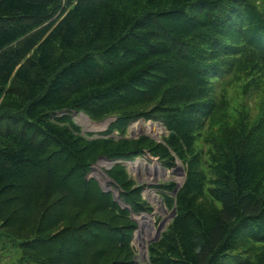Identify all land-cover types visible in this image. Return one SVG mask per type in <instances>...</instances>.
Instances as JSON below:
<instances>
[{"label":"trees","instance_id":"trees-1","mask_svg":"<svg viewBox=\"0 0 264 264\" xmlns=\"http://www.w3.org/2000/svg\"><path fill=\"white\" fill-rule=\"evenodd\" d=\"M248 61L258 86L264 0H0V226L18 264H138L137 221L87 172L102 154L145 151L186 164L175 195L160 184L177 212L147 264H264V106L197 146L216 82ZM73 109L116 119L89 137ZM139 117L167 134L127 136ZM108 172L133 210L152 211L123 165Z\"/></svg>","mask_w":264,"mask_h":264},{"label":"rangeland","instance_id":"rangeland-1","mask_svg":"<svg viewBox=\"0 0 264 264\" xmlns=\"http://www.w3.org/2000/svg\"><path fill=\"white\" fill-rule=\"evenodd\" d=\"M244 66L246 69L233 70L226 75L225 79L216 82L215 93L218 106L203 129V138H199L197 141L198 148L202 147L205 151L208 150L210 147L209 138L212 134L213 136L220 135L241 122L251 127L260 120L261 110L264 106V72H261L263 75L261 84L247 86L250 76H242V74L249 70L253 64L248 61ZM2 98L0 95V102ZM69 112L72 119L81 126L82 133L89 137L103 135L100 134V131L106 129L116 119V115L95 119L82 109H73ZM61 113L58 112V114ZM89 131L93 133L87 134ZM124 133L130 137L146 134L156 140H161L167 134V130L161 120L139 117L128 123ZM122 134L119 130H114L110 135L118 137ZM117 163L125 167L136 184H141V196L152 206V211L145 209L135 211L121 196V186L108 172ZM87 176L94 177L102 189L112 192L119 204L124 207L129 206L132 218L137 221V228L133 231L132 238V244L136 251L135 259L138 264H147L150 260L149 245L161 237L175 216L172 214L173 208L167 205L164 200L160 184L174 182L176 184L174 189L166 192L175 195L177 188L185 180L186 164L179 158L175 159L173 166L164 164L159 157L151 155L149 151L133 157L117 159L102 154L91 164ZM142 215L148 216L144 223L138 220V217ZM257 244L262 245L261 243ZM20 255V249L15 240L4 234L3 228L0 226V264H18Z\"/></svg>","mask_w":264,"mask_h":264},{"label":"water","instance_id":"water-1","mask_svg":"<svg viewBox=\"0 0 264 264\" xmlns=\"http://www.w3.org/2000/svg\"><path fill=\"white\" fill-rule=\"evenodd\" d=\"M175 189H176V188H175ZM128 207H129V206H128ZM176 212H177V208L174 207V208H173V211H172L173 216L176 214Z\"/></svg>","mask_w":264,"mask_h":264}]
</instances>
